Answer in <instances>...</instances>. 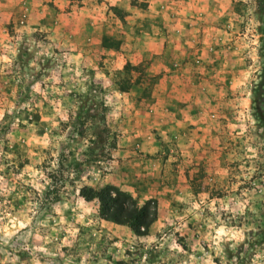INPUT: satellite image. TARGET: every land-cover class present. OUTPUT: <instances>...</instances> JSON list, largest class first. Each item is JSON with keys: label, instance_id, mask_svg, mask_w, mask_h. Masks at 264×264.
Listing matches in <instances>:
<instances>
[{"label": "rangeland", "instance_id": "rangeland-1", "mask_svg": "<svg viewBox=\"0 0 264 264\" xmlns=\"http://www.w3.org/2000/svg\"><path fill=\"white\" fill-rule=\"evenodd\" d=\"M148 4L0 0L12 12L0 16V264H264L257 0H197L195 40L164 48L181 60L165 75L148 52L132 61L134 41L162 26ZM127 61L133 69L117 74ZM90 98L106 106L94 163ZM105 184L156 200L146 234L101 219L97 200L78 195Z\"/></svg>", "mask_w": 264, "mask_h": 264}, {"label": "trees", "instance_id": "trees-1", "mask_svg": "<svg viewBox=\"0 0 264 264\" xmlns=\"http://www.w3.org/2000/svg\"><path fill=\"white\" fill-rule=\"evenodd\" d=\"M257 8V18L261 22H264V0H257ZM259 30L261 34L264 33V28ZM109 41V38L102 36V45L105 47H117L116 43L111 44V46L108 43ZM133 67L134 66L127 61L116 73L124 75L130 72V69H133ZM123 81H126V79ZM259 85H263V82ZM126 87V84H123V82L119 85L120 90H125ZM262 91L264 90L262 89ZM260 93V91H255L252 98V118L256 123V127L262 132V136H264V104H260V99L258 98ZM82 106L80 101L78 109ZM86 109L88 110L87 115L89 118L96 121L92 126L91 137L88 139V148H94L100 152H98L99 155L92 154L91 158L86 159V162L94 163L95 161H99L100 158L98 157H101L100 154L103 151V144L107 133L104 124L106 106L103 102L90 98ZM78 195L85 201L96 199L98 203L97 212L101 219L110 221L114 224L124 225L135 235L146 234L149 226L156 219L157 204L154 198H147L141 204H138L131 194L112 184H105L97 189L82 185L78 188Z\"/></svg>", "mask_w": 264, "mask_h": 264}, {"label": "crops", "instance_id": "crops-1", "mask_svg": "<svg viewBox=\"0 0 264 264\" xmlns=\"http://www.w3.org/2000/svg\"><path fill=\"white\" fill-rule=\"evenodd\" d=\"M148 1L150 4H148L146 8H150V11L148 10L149 14L152 17L160 19L158 23H162V26H158L156 30L150 33V40L147 43L142 42L143 44H140L138 41H134L132 46L135 48L137 55L132 61H134V63L140 62L142 55L148 52L151 58L150 69H153L154 73L165 75L167 71L165 70V68H167L165 64H170L172 62L181 63V60L179 58L176 59L172 56V54L171 56L165 53L162 55V51L166 52L164 48L168 49L170 46H175L176 48H178V46L182 48L187 47L191 40H195L194 33H197L198 27L194 24H197V22L192 19H188L187 17L191 16L192 11L197 9V5L195 6L197 0H176V5L172 6L165 5L167 0H165L164 3L158 0ZM159 3H163L161 4L162 8H159ZM182 3L194 7L192 10H189L186 7H183ZM11 13L12 12H10L7 8L0 6V16H9ZM127 16L129 17V15ZM133 21L135 22L136 20ZM186 21H189L193 26L188 29L187 27L189 26V23H186ZM189 31L191 32L190 35H187ZM135 46H138V48ZM173 70L175 73H178V75H181L183 71L182 68L179 69V66ZM159 93H161V91Z\"/></svg>", "mask_w": 264, "mask_h": 264}]
</instances>
